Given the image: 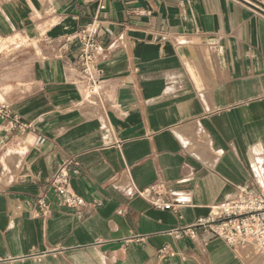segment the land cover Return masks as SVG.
I'll list each match as a JSON object with an SVG mask.
<instances>
[{
    "label": "crops",
    "instance_id": "0c3cea01",
    "mask_svg": "<svg viewBox=\"0 0 264 264\" xmlns=\"http://www.w3.org/2000/svg\"><path fill=\"white\" fill-rule=\"evenodd\" d=\"M95 18L109 47L97 91L67 40ZM36 25L55 26L65 56L0 72V107L35 125L0 117V264H264L200 227L170 234L237 186H264V14L241 0H0V51ZM69 158L71 188L90 204L50 192L36 216ZM160 183L178 212L131 197Z\"/></svg>",
    "mask_w": 264,
    "mask_h": 264
},
{
    "label": "built area",
    "instance_id": "2783aa9c",
    "mask_svg": "<svg viewBox=\"0 0 264 264\" xmlns=\"http://www.w3.org/2000/svg\"><path fill=\"white\" fill-rule=\"evenodd\" d=\"M98 1L101 4L105 0ZM96 19L81 26L73 36L67 38L77 47L74 66L85 75L87 85L91 88L101 86L105 81L99 62L105 60L109 53V47L97 37ZM0 117L13 128L19 126L23 129H35L34 123L23 122L7 105L0 107ZM79 172L77 159H67L52 175L47 191L39 196L35 215H46L50 211L52 206L50 192L61 197V204L64 207L76 210L87 207L90 203L76 193L70 184L71 176ZM164 190L165 185L160 183L145 189H135L131 191V197L137 195L147 199L155 208L178 212L181 203L164 199ZM197 227L205 232H211L233 249L249 247L264 256V186L254 182L237 186L236 195L214 205L207 218L199 219L193 225L170 231V234L175 237L182 235L193 237L194 229ZM162 252L164 253V249Z\"/></svg>",
    "mask_w": 264,
    "mask_h": 264
},
{
    "label": "rangeland",
    "instance_id": "374dc122",
    "mask_svg": "<svg viewBox=\"0 0 264 264\" xmlns=\"http://www.w3.org/2000/svg\"><path fill=\"white\" fill-rule=\"evenodd\" d=\"M44 27L45 25L41 27L36 25L29 31L20 33L30 41L24 43L23 39H18L21 42L15 45H9L7 53L0 51V72L3 74V77L10 79L11 77L14 78L15 74L21 76L24 66L27 65L26 60L31 61L34 59L38 61L44 58H64L63 36H54L53 38L50 33L53 32L52 30L55 26ZM10 41L12 40L10 39ZM2 42L3 40H1L0 44ZM5 47L6 44L2 48L4 49ZM25 70L24 74L26 73ZM11 74L13 75L10 77ZM84 84L87 83L85 82ZM96 94L97 92H93L91 96H96Z\"/></svg>",
    "mask_w": 264,
    "mask_h": 264
},
{
    "label": "water",
    "instance_id": "95a60500",
    "mask_svg": "<svg viewBox=\"0 0 264 264\" xmlns=\"http://www.w3.org/2000/svg\"><path fill=\"white\" fill-rule=\"evenodd\" d=\"M247 5L251 6L253 9L261 12L264 14V3L258 1V0H241Z\"/></svg>",
    "mask_w": 264,
    "mask_h": 264
},
{
    "label": "bare ground",
    "instance_id": "6f19581e",
    "mask_svg": "<svg viewBox=\"0 0 264 264\" xmlns=\"http://www.w3.org/2000/svg\"><path fill=\"white\" fill-rule=\"evenodd\" d=\"M98 89H99L98 86L96 87L94 86L92 90L97 91Z\"/></svg>",
    "mask_w": 264,
    "mask_h": 264
}]
</instances>
